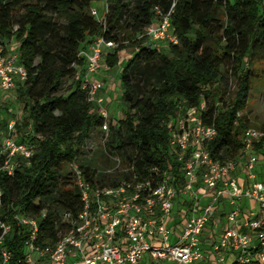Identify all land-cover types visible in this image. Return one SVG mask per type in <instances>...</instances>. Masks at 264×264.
Here are the masks:
<instances>
[{
	"label": "trees",
	"instance_id": "trees-1",
	"mask_svg": "<svg viewBox=\"0 0 264 264\" xmlns=\"http://www.w3.org/2000/svg\"><path fill=\"white\" fill-rule=\"evenodd\" d=\"M99 2L104 0H0V46L15 40L28 73L15 91L23 113L2 119L1 129L15 119L13 136L35 147L29 163L20 159L13 177L1 170L0 159V215L12 221L17 207L31 217L46 209L42 241L56 239L60 213L80 210L79 190L63 167L76 161L89 172L86 164L94 165L81 157V146L104 120L81 88L86 61L79 53L96 37L118 45L104 60L107 69L133 53L121 73L124 109L121 117L114 114L117 126L111 127L108 147L133 165L139 178L154 183L167 172L183 182L169 141L178 118L203 103L198 115L217 131L205 149L221 162H242V137L251 128L245 113L253 83L264 78V0H176L172 31L180 44L161 48L140 36L154 21V8L168 12L174 0H106L104 23L90 13ZM255 149L263 180L264 138ZM24 240L15 227L9 247L16 263Z\"/></svg>",
	"mask_w": 264,
	"mask_h": 264
},
{
	"label": "built area",
	"instance_id": "built-area-1",
	"mask_svg": "<svg viewBox=\"0 0 264 264\" xmlns=\"http://www.w3.org/2000/svg\"><path fill=\"white\" fill-rule=\"evenodd\" d=\"M176 0L168 12L154 8L155 19L140 36L148 37L153 45H179L172 31V17ZM108 12L106 0L101 7L90 9L92 16L104 23ZM117 43L98 36L92 44L79 53L86 61V75L82 90L89 102L98 106L103 125L90 133L81 146L82 158L93 159L95 140L101 134L104 156L101 165H87V172L76 161L67 165L66 173L80 193V210L59 214L61 223L54 241L41 240V221L48 212L42 210L37 217L27 215L15 208L12 221L0 215V264H15V253L9 247L15 227L22 230L25 240L22 258L16 264H140L144 257L153 263L197 264L205 261L206 252L201 249V238L208 225L215 220L220 200L227 201L232 210L227 216L228 227L221 240L213 248L219 264H264V178L258 176L259 157L256 145L264 138V130L248 128L242 143L244 160L240 163L221 162L214 159L205 145L217 135L214 125L205 124L198 115L204 110L192 109L178 118L171 134L169 153L176 159L183 182H175L173 173L154 183L141 179L133 165L113 153L108 145L111 127L117 126L108 103L103 97L105 85L97 79L103 70L107 55L117 48ZM10 48V46H9ZM7 46H0V98L15 93L20 83L28 78L27 70L19 63V54L12 53ZM240 116V114H238ZM2 131L0 124L1 170L9 177L15 175L20 159L29 163L35 153L30 143H20L13 136L16 120L10 119ZM264 167V157H262ZM243 173V181L239 173ZM94 174L90 181L88 175ZM128 176V179L124 177ZM103 177L104 179H99ZM121 178V179H120ZM201 184L210 198L199 214L186 219L182 232L173 241L169 223L178 197L194 201L198 209ZM245 200L257 204L259 211L251 218L242 217L240 203ZM3 207V192L0 190V211Z\"/></svg>",
	"mask_w": 264,
	"mask_h": 264
},
{
	"label": "crops",
	"instance_id": "crops-1",
	"mask_svg": "<svg viewBox=\"0 0 264 264\" xmlns=\"http://www.w3.org/2000/svg\"><path fill=\"white\" fill-rule=\"evenodd\" d=\"M16 44L15 40H12L11 44L8 45L12 46ZM18 44V43H17ZM114 70L107 69L103 63V70L97 76V79L102 81L105 87L110 83L109 89L103 91V97L105 101L112 102L113 99V90L111 82L113 79V72ZM109 104V103H108ZM10 116V115H9ZM8 116V118H9ZM240 180L243 181V173H239ZM196 189L201 192V199L198 202V209L193 210L194 201L191 199H186L185 197H178L175 201L174 210L171 215V221L169 223V228L171 230L172 239L176 241L179 237L186 219L190 218L193 214H199L201 208L205 207L207 204L210 195H206L203 191V187L201 184H198ZM239 206L242 209V217L244 219L253 217L258 210L256 209L258 206L255 202L245 200L244 202L240 203ZM232 210V206L225 200H220L216 209V216L215 220L211 222L206 231L202 235V242H201V249L206 252L207 258L205 261L197 264H219L218 263V256L213 252V248L216 244H218L221 240V237L224 233V230L228 227L227 216ZM257 210V211H256ZM232 261V258L227 256L226 257V264ZM153 263V262H152ZM153 264H173L169 262L165 263H153Z\"/></svg>",
	"mask_w": 264,
	"mask_h": 264
},
{
	"label": "rangeland",
	"instance_id": "rangeland-1",
	"mask_svg": "<svg viewBox=\"0 0 264 264\" xmlns=\"http://www.w3.org/2000/svg\"><path fill=\"white\" fill-rule=\"evenodd\" d=\"M101 3H94V7H101ZM19 46L14 44L10 46L9 51L12 53H15L18 51ZM133 56V53L127 54V56L123 57L120 63L114 68L113 73V81L111 82L112 90L114 91L112 102H109L108 109L112 112V116L114 118V114L117 118L121 117L122 110L124 109L122 104V87H121V73L124 69L127 61ZM70 83L64 84V91L69 87ZM110 83L105 87V91L109 89ZM234 85L232 86V91H234ZM63 91V92H64ZM8 110V111H7ZM23 103L17 102L15 93H8L7 96H4L0 98V121L2 119H5L7 116L13 115L16 116V118H20V115L23 113ZM250 121V127L251 128H264V78L256 80L253 83V90L251 93V97L249 100V107L247 112L245 113ZM15 118V117H14ZM105 138L98 134L96 136L95 140V150L93 152V162L94 165H101L103 163L102 157L104 156V150H103V144H104ZM109 142L105 143L106 146ZM86 160V159H85ZM63 172L67 171V166L63 167ZM259 211V208H256ZM256 210V211H257ZM140 264H153L151 260L146 256L144 259L140 262ZM229 264H232V261L229 262Z\"/></svg>",
	"mask_w": 264,
	"mask_h": 264
}]
</instances>
